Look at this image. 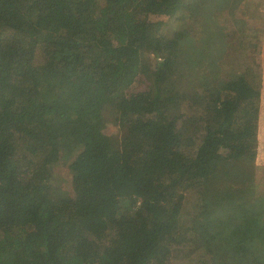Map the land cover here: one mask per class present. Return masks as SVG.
Segmentation results:
<instances>
[{"label": "trees", "instance_id": "obj_1", "mask_svg": "<svg viewBox=\"0 0 264 264\" xmlns=\"http://www.w3.org/2000/svg\"><path fill=\"white\" fill-rule=\"evenodd\" d=\"M262 8L0 0V264H264Z\"/></svg>", "mask_w": 264, "mask_h": 264}, {"label": "rangeland", "instance_id": "obj_2", "mask_svg": "<svg viewBox=\"0 0 264 264\" xmlns=\"http://www.w3.org/2000/svg\"><path fill=\"white\" fill-rule=\"evenodd\" d=\"M245 9H242L244 11ZM249 12L248 10H245ZM257 13L254 14V16ZM242 16V15H241ZM250 25H258L264 30V8L261 9L260 13L257 15L256 21L251 18ZM248 27V26H246ZM251 27V26H250ZM261 47H260V60L262 71L264 72V32L260 38ZM262 117H259L258 127H257V157L253 165H238L231 164L229 170L231 171L230 175V184L231 188L237 194L245 191L242 197H245V202H251L255 204H261L264 208V94L262 99ZM108 126L109 132H114V124L106 123ZM58 178L64 186L65 176L60 172ZM174 264H186L184 262H177Z\"/></svg>", "mask_w": 264, "mask_h": 264}, {"label": "crops", "instance_id": "obj_3", "mask_svg": "<svg viewBox=\"0 0 264 264\" xmlns=\"http://www.w3.org/2000/svg\"><path fill=\"white\" fill-rule=\"evenodd\" d=\"M261 83H262V88H261V102H260V104L262 103L263 94H264V72L262 74V82ZM261 114H262V105H260V115H259V117H262Z\"/></svg>", "mask_w": 264, "mask_h": 264}]
</instances>
